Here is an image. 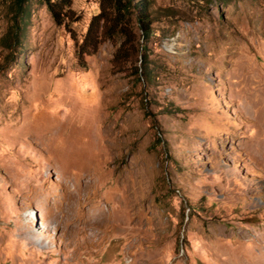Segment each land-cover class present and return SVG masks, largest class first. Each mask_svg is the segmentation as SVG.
Listing matches in <instances>:
<instances>
[{
	"label": "rangeland",
	"instance_id": "rangeland-1",
	"mask_svg": "<svg viewBox=\"0 0 264 264\" xmlns=\"http://www.w3.org/2000/svg\"><path fill=\"white\" fill-rule=\"evenodd\" d=\"M152 2L82 67L100 0H0V264H264V0Z\"/></svg>",
	"mask_w": 264,
	"mask_h": 264
},
{
	"label": "trees",
	"instance_id": "trees-1",
	"mask_svg": "<svg viewBox=\"0 0 264 264\" xmlns=\"http://www.w3.org/2000/svg\"><path fill=\"white\" fill-rule=\"evenodd\" d=\"M29 2L13 0L16 24L8 35H15V45L20 44L21 26H26L29 19ZM42 3L47 6L55 23L69 31L70 26L81 19L72 9L73 0H42ZM152 5V0H100L99 14L91 20L83 41L76 45L80 66L86 67V56L95 55L107 41L116 43L117 38H122L115 54L117 60L132 61L142 50H146V42L153 34ZM141 40L144 41L142 44Z\"/></svg>",
	"mask_w": 264,
	"mask_h": 264
},
{
	"label": "bare ground",
	"instance_id": "bare-ground-1",
	"mask_svg": "<svg viewBox=\"0 0 264 264\" xmlns=\"http://www.w3.org/2000/svg\"><path fill=\"white\" fill-rule=\"evenodd\" d=\"M45 225H46V224H45ZM40 227H41V228L44 227V228H46V229L48 228L47 226L45 227V226H43V225H41Z\"/></svg>",
	"mask_w": 264,
	"mask_h": 264
}]
</instances>
